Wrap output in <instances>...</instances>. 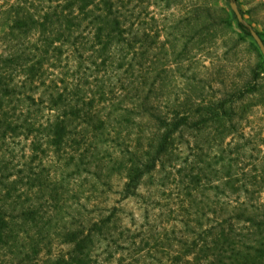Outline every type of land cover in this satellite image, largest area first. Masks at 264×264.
<instances>
[{
    "label": "trees",
    "instance_id": "trees-1",
    "mask_svg": "<svg viewBox=\"0 0 264 264\" xmlns=\"http://www.w3.org/2000/svg\"><path fill=\"white\" fill-rule=\"evenodd\" d=\"M177 1L167 0V8ZM131 2L16 0L4 11L0 264H264V203L247 188H264V176L224 175V159L205 150L211 134H230L236 102L246 94L240 89L207 100L191 66L181 71L183 99L164 90L171 63L191 48L206 47L220 22L197 2L183 19L164 23L162 40L160 28L152 33L135 22ZM234 17L240 31L254 38L253 23ZM151 49L156 59L160 49L174 54V61L145 67ZM64 56L67 65L56 73ZM22 142L29 153H17ZM185 149L191 153L183 156ZM158 171L164 172L158 185L172 182L181 196L171 221L174 228L181 224L184 235L172 232L178 243L159 241L163 256L148 240L127 262L130 238L118 208L93 217L87 203L113 190L116 175L124 199L139 196L145 180L157 183ZM243 187L245 202L239 194L232 197ZM192 255L193 261L186 259Z\"/></svg>",
    "mask_w": 264,
    "mask_h": 264
},
{
    "label": "rangeland",
    "instance_id": "rangeland-1",
    "mask_svg": "<svg viewBox=\"0 0 264 264\" xmlns=\"http://www.w3.org/2000/svg\"><path fill=\"white\" fill-rule=\"evenodd\" d=\"M15 1L0 0V54L6 51L8 45L2 37L5 28H7L4 11ZM197 2L206 3L220 22L214 31L217 32L216 36H212L203 49L191 48L186 58L175 63H171L174 61V54L167 56L158 49L159 59H156L155 50L151 49L143 58L144 66L159 65L164 67L171 63L173 71L163 74L169 80L168 86L166 83L164 90L172 97L176 93L178 98H184L187 84L181 71L189 66L192 71L197 72L198 78L202 81L200 82V87H203L202 97L207 100L218 101L234 91L240 89L244 91L246 96L236 102V106L240 107L238 108L239 114L235 117V125L229 127L230 134L223 139L217 137L215 133L211 134V141L205 144V150L211 158L217 156L224 159L225 165L228 166L226 172L223 171L224 175H238L244 179L256 175L258 181L261 176H264V54L255 38L240 31L230 1L178 0L170 8H167V0H132L130 13L135 15L134 18L138 16L135 22H144L143 25L152 33L160 28L161 34H163L161 39L164 40V23L183 19ZM238 5L245 18L253 23L257 31L262 33L260 35L263 38L264 0H238ZM58 63H61V66L56 69V73L62 71L65 64L67 65L65 56ZM69 63L72 64L71 61ZM163 101L166 99L163 98ZM27 149L24 142L17 145L18 154H22L24 151L29 153ZM190 153L191 150L185 149L183 156ZM154 175H156V184H153L148 178L141 186L139 196L126 199L120 192L123 186L122 179L116 175L113 178V190L96 193L87 203L88 208L92 210L93 217L98 216L101 212L109 214L111 212L109 209L118 208L121 228L130 238L129 243L126 244L130 250H125L124 255V257L128 256L127 262L132 260L129 253H134L135 248L144 245L148 240L151 241V250L155 255L163 256V252H159L163 250L159 241L164 242V245L170 240L178 243L175 241V237L184 235L179 233L181 224H176V228H174L171 221L176 215L175 211L178 209L176 203L180 202L181 196H179L178 190H174L175 185L172 182H168L164 186L165 190L164 187L158 185L164 172L158 171ZM74 182L78 183L77 180ZM76 183L71 182L70 185L77 188ZM87 185L91 186L92 184L87 181ZM247 188L257 192L256 196L259 193L260 198H256V202L264 203V188H261L260 184L249 185ZM245 189V187L241 188L240 192L233 194L232 197H238L239 194L241 202L248 201ZM228 190L229 193L232 192L230 189ZM175 231L177 232L176 236L172 233ZM157 243L159 245L154 247ZM173 248L175 253L178 246H173ZM62 249L64 250L65 247ZM165 251L164 257L167 260L168 256ZM143 252L147 253V250ZM147 258L149 259L148 256ZM186 259L193 261L194 257L192 255Z\"/></svg>",
    "mask_w": 264,
    "mask_h": 264
},
{
    "label": "water",
    "instance_id": "water-1",
    "mask_svg": "<svg viewBox=\"0 0 264 264\" xmlns=\"http://www.w3.org/2000/svg\"><path fill=\"white\" fill-rule=\"evenodd\" d=\"M231 5H232V8H233L234 12L238 16V18L242 19L243 18V13L241 12V9H240L238 3L237 2H232ZM252 34H253V37L257 41L258 45L260 46V48H261V50H262V52L264 54V40H263V38L261 37V35L258 33L257 30H253Z\"/></svg>",
    "mask_w": 264,
    "mask_h": 264
}]
</instances>
